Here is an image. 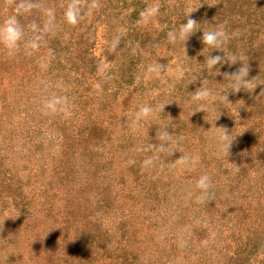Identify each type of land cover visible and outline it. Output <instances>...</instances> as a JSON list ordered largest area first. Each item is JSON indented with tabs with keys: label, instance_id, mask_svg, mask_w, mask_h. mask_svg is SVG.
Masks as SVG:
<instances>
[{
	"label": "rangeland",
	"instance_id": "374dc122",
	"mask_svg": "<svg viewBox=\"0 0 264 264\" xmlns=\"http://www.w3.org/2000/svg\"><path fill=\"white\" fill-rule=\"evenodd\" d=\"M189 11L188 17H184ZM188 18L194 19L200 29L184 43L180 40L170 42L168 33ZM12 20L19 35L9 43L4 36ZM221 26L228 36L223 45L224 52L214 49L210 55H236L240 61L234 64L225 61L215 69L203 70L210 49L203 48L200 41L202 30ZM72 35L81 41L76 53L87 51L86 63L91 70L88 80L95 82L97 76L108 77L112 70L116 71L115 76L122 67L132 72L128 86L133 92L126 102L128 111L114 131L126 127L141 133L142 125L153 121L159 122L163 130L175 120L173 113L177 112L181 120L187 122L188 116H192V108L206 109L202 122V130L210 132L206 139L205 135L193 136L188 141L171 142L165 146L166 158L173 162L175 169L157 181L163 200L159 212L149 210L150 202L144 198L143 190L135 188L129 194L128 188L122 185L114 188L120 191L114 202L108 194L105 202L111 206L104 207L105 202L100 198L106 194L78 190L86 179L85 174H78L72 182L54 183L49 193L44 190L61 144V134L54 124L61 118L70 117L66 107L69 104L61 109L56 106L49 109L43 105L48 96V93L44 94L45 89H54L48 97L50 100L58 98L57 92L63 90L56 77L59 74L57 64L49 63L56 52L51 55L50 47L59 46V39L67 43ZM48 38L53 40L50 46ZM8 54L10 64L7 62L0 68V171L2 175L6 173L13 177L21 187L23 201L20 210L13 209L10 204L0 207V247L5 246L4 254H0V264H52L55 255L63 252L58 240L66 236L64 244L73 243L76 229L86 224L84 213L96 206L99 208L93 214L95 221L85 229L89 236L97 238L98 221L103 228L98 247L114 248L125 242L128 250L138 256L140 264H217L225 254L231 253L234 246L231 238L235 231H239V223L231 222L223 230L213 229L214 239L210 241L195 235V225L190 221L197 214L208 212L204 201L203 208L200 205L206 190L198 188L195 183L190 184L193 174L186 180L180 178V174L186 167L199 174V171H193L196 168L193 164L199 162L202 154L199 163L205 167L208 163L209 168L217 170L214 173L219 185L229 183L225 189L220 188L219 197H213L215 202L233 198L235 191L239 195L234 182H230L231 173L227 168L232 167V136L241 128L236 117L240 116L243 90L239 89L231 96L229 87L235 86L231 83L233 80L240 83L241 74L236 76L233 73L245 64L247 69L252 66L258 74L260 85L256 97L264 95V0H0V59ZM220 70L227 71V74L219 78ZM204 88L208 95L193 100V92ZM127 97L120 94L118 101ZM218 98L221 99L218 102L224 101L239 110L238 113L234 111L237 113L235 118H228V114L222 112L216 101ZM141 106H147L151 111L146 117L137 119ZM62 110L63 114H60ZM189 130L190 123L187 122L184 132L188 134ZM192 132L199 134L201 130L194 127ZM120 136L121 133L115 132L111 142L119 140ZM99 154L101 150L90 156L75 153L72 162H65L66 170L71 173L81 169L82 164L93 168ZM120 167L115 164L108 171L109 176L116 174ZM101 170L105 174L104 169ZM263 173L262 169H257L251 178L243 181L246 187L244 197H257L258 203L254 201L257 207L254 208L262 213ZM207 174L205 168L204 175ZM91 182L94 189L101 191L93 174ZM13 196L10 194V198ZM259 203L262 207H258ZM211 209L215 212L213 206ZM27 212H31L35 219L25 227L20 222L24 220L23 215L30 216ZM64 214L69 215L70 227L54 232L56 219L61 220ZM257 215L259 221L261 214ZM124 220L127 221L125 224ZM82 240L86 242L87 238L82 237ZM81 246L74 243L72 253H79L85 247ZM257 257L255 264H263L264 254L259 253Z\"/></svg>",
	"mask_w": 264,
	"mask_h": 264
},
{
	"label": "trees",
	"instance_id": "16d2710c",
	"mask_svg": "<svg viewBox=\"0 0 264 264\" xmlns=\"http://www.w3.org/2000/svg\"><path fill=\"white\" fill-rule=\"evenodd\" d=\"M73 23L76 24L75 21ZM75 36L72 35L67 43L59 39V46L54 45V47H50L51 55L55 54V58H52L49 63L54 62L57 64L59 74L56 77L59 79V88L62 87L63 90L62 92L60 90L57 92L60 95L58 98L50 100L48 97L54 89L53 87L45 89L44 94L48 93V96L44 99L43 105H46L49 109L53 106L61 109L66 104H69L66 107L70 111V117L61 118L54 124L59 134H61V144L59 155L49 170L51 176L46 181V188L44 187V190L49 193L54 183L64 180L72 182L78 174H85L86 179L78 186V190L82 192L88 191L90 194H106L100 198L101 202L106 201L108 194L111 201L114 202L117 194H120V191L114 188L122 185L128 188L129 194L130 192L133 193L135 188L143 190L144 198L147 199V203L150 202L149 210L151 212H159L160 206H163V200L160 198L157 181L161 176L172 173L174 168L173 162H170L166 158L165 146L170 145L171 142L182 143L183 141H188L193 136L200 137L205 135L204 138L206 139L210 133L209 131L205 132L204 129L202 130V122L206 116V109L203 108L204 111H197L198 109L192 108V116H188L187 121L190 123L188 134L184 132L187 122L184 119L181 120L180 114H177V112L172 115L175 117V120L170 122V125L163 130H161L159 122L153 121L144 123L141 127V133H135L132 129L126 127L114 131L118 127L119 120L125 118L128 111L129 105L126 102L132 97L133 92L132 88L128 86L130 85L132 72L129 68L125 69L122 67L118 69V74L115 76L113 75L116 71L112 70L108 72V77L97 76L94 78L95 82L88 80V74L91 70L86 63L85 56L87 55V51L82 50L81 53H76L81 41ZM47 42L50 46L53 40L48 38ZM53 51L56 52L52 54ZM19 55L20 57L22 56V54ZM7 62L10 64L9 54L7 57L3 55L2 59H0V68L6 65ZM248 68L244 79L239 78L240 84L244 86L240 88L243 90V93H241V112L225 104L224 101L218 102L221 101L219 98L216 100L222 112L228 114V118L233 119L238 112L240 114L236 119L238 118L241 122V128L233 134L231 141L230 158L232 167L230 169L227 168V171L231 173V181H229L234 182L240 196L236 195L235 191V195L232 196L233 198L225 199V201L220 199L218 202H215L213 197L215 195L219 197L220 194L217 193L220 191V188L222 187V190L225 189L229 183L225 182L224 185H219V180L215 178L216 175L214 173L217 170L213 171L209 168L208 163H206V167L199 163L202 161V154H200L199 162L193 164L196 167L193 171H199V174L190 171L189 167H186L180 174V178H184L185 180L191 178L193 174V182H190V184L195 183L197 185L196 182L200 176H204L205 168L208 172L207 176L209 177L210 186L206 190V193L203 194L204 200L201 198L200 202L202 208L204 206L203 201L205 202L204 207L208 206L206 208L208 212L197 214L190 221L191 224L195 225L194 227L192 226L195 235L198 234V237L210 241L214 237L213 229L223 230L231 225V222L239 223V231H235L231 238L234 242L231 253L225 254L217 264H255L258 258L257 254H264V213L260 212V209L254 208L257 207L254 206L256 205L254 201L258 203L256 202L257 197L253 198L252 196L250 198L243 195V192L246 190V187L243 186V181L251 178L257 169L264 171V95L261 94L260 97H256V92L259 90L258 87L260 85L257 79L258 74L252 66ZM224 74H227V71L220 70L218 77L221 78ZM243 75L242 72L240 77ZM230 92L231 96L236 93L231 89ZM123 93L128 95V97L120 102L118 101V97ZM61 94H64L65 97ZM238 94L240 96V93ZM64 109L66 110V108ZM234 111H237V113L234 114ZM25 112L28 113V111ZM60 114H63V110L60 111ZM39 121L41 122V120ZM194 127L201 130V132L199 134L192 132ZM115 132L121 133V138L111 142L112 135ZM107 146L108 150L106 149ZM100 150L99 160H97V164L93 168L82 164L81 169H76L71 173H69V170H66L67 166H65V162H72V157L75 153H79L82 156H90L91 154H98ZM216 161L218 162V159ZM115 164H119L121 167L116 174H110L109 176L108 171ZM102 168L105 174L102 173ZM91 169L94 170L92 173L90 172ZM92 174L97 178L101 191L94 189V183L92 184L91 182ZM262 177L264 178V173ZM212 182H215V184ZM114 190L116 193L113 195L112 192ZM10 194H14V196L10 198ZM22 194L21 187L13 181V177L8 176L6 173L2 175L0 171V207L2 204H10L13 209L20 210L19 208H21L20 205L23 201L21 199ZM235 204L236 206H233ZM257 205L258 207H262L261 203ZM105 206H111V204L107 201L104 204ZM211 206L214 207L215 212L210 211L212 210ZM97 208L99 206L84 213L83 217L86 224L82 228L76 229L73 243L65 245L66 236L58 240L63 252L55 255L54 261L60 263L51 261L52 264L141 263L138 256L128 250L125 242L115 245L114 248H99L98 245L102 240L103 228L98 224V221H96L97 224L95 223L97 226V238L89 236L85 229L91 222L95 221L93 214ZM27 213L30 214L31 212ZM257 214H261L259 221L257 220L259 216ZM161 217L164 218L165 214ZM23 219L20 224L28 227L35 219V216L33 214H30V216L25 214L23 215ZM69 221V215L65 214L63 217L61 216V220L56 219L57 224H55V228L53 229L54 232L69 228ZM125 222L127 221L124 220V224ZM208 222L210 223L209 225H207ZM196 224L198 225L196 226ZM82 237L87 238L86 242H83ZM74 243L82 245L81 247L85 245V247L79 253H72L71 248ZM3 249H5V246L0 247V254H4ZM45 253L47 254L48 251H45ZM207 259L210 261L209 258Z\"/></svg>",
	"mask_w": 264,
	"mask_h": 264
},
{
	"label": "clouds",
	"instance_id": "9594fccd",
	"mask_svg": "<svg viewBox=\"0 0 264 264\" xmlns=\"http://www.w3.org/2000/svg\"><path fill=\"white\" fill-rule=\"evenodd\" d=\"M190 12L191 11H189L184 17H188ZM197 29H200V28L196 26V21L194 19L188 18L186 19V22L180 23L177 29H174L173 31H170L168 33V39L170 42H175L176 40H180L181 42L184 43L189 38V36L192 35ZM18 35H19V29L16 26L15 21L12 20L9 22L7 26L4 38L7 42L12 43L18 37ZM227 39H228V36L222 26L214 28L209 31L202 30L200 41L203 45V48L210 49L208 56L204 59L205 67L203 70L207 71L209 69H215L218 64H223L225 63V61L228 64H234L237 61H240L236 55H232L231 57L225 56V54L223 57L220 55H210V52L214 49L222 50L224 52L223 45L226 43ZM247 71L248 69L246 65L242 64L238 72L233 73V74H235L236 76H240L241 72H243L244 75L240 78L244 79V77L247 74ZM231 83L235 85L234 87H229V89H231L233 92L239 91L241 86H243V84L237 83L235 80H233ZM207 95H208V90L206 88L196 89L193 92L192 99L201 100L203 99V97ZM164 105L161 106L162 110H163ZM199 110H203V108L199 107L197 111ZM150 111L151 109L149 107L141 106L137 112V119L146 117ZM220 139L221 141H223L224 137L221 136ZM230 143L231 142L228 143L227 149H229ZM222 147H223V144H222ZM196 183H197V187L202 190H207L210 186L209 177L207 175L201 176L197 180Z\"/></svg>",
	"mask_w": 264,
	"mask_h": 264
}]
</instances>
